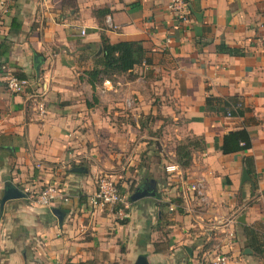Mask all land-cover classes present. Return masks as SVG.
Listing matches in <instances>:
<instances>
[{
	"label": "crops",
	"instance_id": "1",
	"mask_svg": "<svg viewBox=\"0 0 264 264\" xmlns=\"http://www.w3.org/2000/svg\"><path fill=\"white\" fill-rule=\"evenodd\" d=\"M170 1L11 0L7 10L0 7V44H7L0 50V204L7 185L24 192L57 184L70 196L52 207L27 196L6 202L0 264H135L140 255L148 264H194L206 253L227 254L230 264H264L244 229L264 233V0H185L187 20L168 10ZM102 32L113 44L141 42L148 62L92 87L86 72L102 53ZM8 73L24 74L31 87L12 94ZM130 99L139 103L128 111ZM234 100L242 114L228 116L225 104ZM127 114L134 125L113 122ZM142 115L161 126L147 128ZM160 128L164 137L157 138ZM241 128L250 133L251 149L224 155V136ZM128 129L136 134L128 136ZM193 137H204L206 149L184 170L176 147ZM149 145L151 172L159 176L150 181L155 196L131 199V217L122 222L94 209L98 177L115 174L103 169L126 157L123 170L138 167ZM246 157L254 160L253 174ZM165 174L176 187H164ZM180 186L190 199L185 213L174 200ZM56 208L65 214L62 226Z\"/></svg>",
	"mask_w": 264,
	"mask_h": 264
},
{
	"label": "trees",
	"instance_id": "2",
	"mask_svg": "<svg viewBox=\"0 0 264 264\" xmlns=\"http://www.w3.org/2000/svg\"><path fill=\"white\" fill-rule=\"evenodd\" d=\"M0 44V50L6 43L3 40ZM101 55L94 58V67L87 71L89 76V83L94 87V82L98 81L100 77L104 79H112L114 75L131 74L136 66L148 62L146 58V51L141 42H120L113 44L110 42L105 32L101 33ZM5 49V47H4ZM220 51H225L231 55H239L240 52L230 49L219 48ZM2 54V53H1ZM18 77L26 78L24 74H19ZM212 98L207 99L206 110L210 111V104ZM240 105V107H238ZM226 107L231 108V115L242 114V103L238 100L225 104ZM237 108L234 112L232 108ZM252 147V140L247 128H241L226 134L223 138L222 153L230 155L238 152L248 151ZM206 149V141L204 137L188 138L185 141L179 142L176 147V164L182 169H188L192 165L193 155L196 151H204ZM244 167L249 174L254 172V160L250 157L244 159ZM131 201V198H130ZM183 211L180 210V213ZM245 234L248 238L249 246L253 249L255 254L264 261V233L250 227H245ZM155 252H160L157 244H153Z\"/></svg>",
	"mask_w": 264,
	"mask_h": 264
},
{
	"label": "built area",
	"instance_id": "3",
	"mask_svg": "<svg viewBox=\"0 0 264 264\" xmlns=\"http://www.w3.org/2000/svg\"><path fill=\"white\" fill-rule=\"evenodd\" d=\"M11 0H0V7L5 10L8 9ZM168 10L172 14H177L181 19L187 20L190 14L188 5L185 0H171L168 5ZM108 19V23H110ZM86 34V30H82V35ZM3 71H6L5 67H2ZM7 89L12 94H24L31 87V82L27 78H20L16 75L8 73L4 78ZM105 84H110L106 81ZM240 107V105L238 106ZM45 110V105L41 104L40 111L43 114ZM228 116H232L231 112H228ZM119 180L112 176L111 174H102L97 179V188L95 193L90 199L91 206L101 212L109 211L120 217L121 220L128 219L129 216L126 209L129 208V201L127 195L120 189ZM192 191L198 195H201L197 186H193ZM24 193L33 203L39 205L40 207H52L56 203L67 204L70 202V196L66 191L57 184H48L44 186L40 191H34L29 188L24 189ZM190 201L187 195L184 196V202L188 203ZM177 207H179L177 205ZM171 210H175V208ZM190 208L189 206H187ZM194 264H230V258L227 254H204Z\"/></svg>",
	"mask_w": 264,
	"mask_h": 264
},
{
	"label": "rangeland",
	"instance_id": "4",
	"mask_svg": "<svg viewBox=\"0 0 264 264\" xmlns=\"http://www.w3.org/2000/svg\"><path fill=\"white\" fill-rule=\"evenodd\" d=\"M143 86H144V84H143ZM143 90H144V92H147L148 94L151 93V90L148 86L146 89H143ZM136 103H139V101H134V99L128 100L127 104L125 105L126 110L130 111V109H131L130 106H134V105H136ZM116 117H117L116 120H114L113 122L116 123L118 126H120L121 123H129L131 125H134V123H135L134 117L131 114L130 115L127 114L123 118H121L120 115H118ZM152 118H153L152 116L142 115L139 118V120L144 121V123H147V126H146L147 128H150V127L155 128L154 126H161L162 123H156L155 120ZM164 119H165L164 120L165 122H164L163 126H166L167 121H166V118H164ZM162 131H163L162 128H160L158 130V132H160V133H157V135H159L157 138L164 137V135L162 134ZM125 133H128V136L136 134L133 129L130 132H129V129L127 131L125 130ZM144 133H145V135L149 136L150 134L152 135L153 131H152V129H150V130L148 129V131L144 132ZM154 137H156V136H154ZM146 140H149V139H146ZM152 142H154V141H152ZM128 143H129L127 145V150L129 152L128 154L129 155L134 154V148L135 147L133 145L134 144L133 141L131 142L129 140ZM149 148H150V145L147 146L148 151H147V149L143 151V156L141 154H138L137 165H138V167L141 166V167H143V169H145L144 172L141 174H138L135 172L136 168H138L136 165L131 166V167H129V165H127L126 168H124V170L122 169L123 165L127 162L128 157L123 158L124 164H121V166L117 165L116 160H115L116 164L113 167H111L110 169H105V168L103 169L106 171L112 170L113 173H115L112 176H114L115 178H117V180H119L118 183H119L120 189L127 195L128 201H129V205H128L129 208L131 207L130 198L136 193L138 187H140L145 181H147L148 183H151L150 181L153 180L154 177L159 178V176L156 173L151 172V170L153 169L154 162L152 161V157L148 154V152L150 151ZM139 155H141V156H139ZM161 177H162L161 182L164 185V187L173 188V187H176L175 184H178L174 181H169L168 176L166 174L164 175V177L163 176H161ZM168 184H172V185H168ZM180 188H181V186L179 188H176L177 192L179 191L178 192L179 195H177V197H175L174 200H175V203L180 202L181 204H179V205L182 206L184 204V202H183L184 201V195H183ZM160 194H162V192H160ZM179 208H180L179 210L183 211L182 213H185V211L187 209V207H185V206H182ZM117 209L115 210L116 221L122 222L123 220H121L120 217L116 214ZM128 216H129V218L131 217L129 214H128Z\"/></svg>",
	"mask_w": 264,
	"mask_h": 264
},
{
	"label": "water",
	"instance_id": "5",
	"mask_svg": "<svg viewBox=\"0 0 264 264\" xmlns=\"http://www.w3.org/2000/svg\"><path fill=\"white\" fill-rule=\"evenodd\" d=\"M102 52V50L100 49L99 50V54ZM74 172L76 173H88V170L87 168L85 167H76L74 169ZM243 181H245L248 177V172L245 170L244 173H243ZM147 195H152V196H155V193H148L147 191H137L132 197L131 199L132 200H138L144 196H147ZM26 197L25 193L22 192L19 188L15 187V186H12V185H7L6 188H5V191H4V195L2 197V200H1V204H0V209L1 211L4 210V206H5V203L8 202V201H12V200H18V199H24ZM53 214L57 217V219L59 220V224L60 226H62L63 224V221H64V217H65V214L64 212L61 210V209H53ZM241 222H245L244 220V216L241 217ZM135 264H148V260H147V257L145 255H140L136 261Z\"/></svg>",
	"mask_w": 264,
	"mask_h": 264
},
{
	"label": "flooded vegetation",
	"instance_id": "6",
	"mask_svg": "<svg viewBox=\"0 0 264 264\" xmlns=\"http://www.w3.org/2000/svg\"><path fill=\"white\" fill-rule=\"evenodd\" d=\"M137 191H147L148 193H153L154 192V185L152 183H149V184H144L142 187H141V190H137ZM136 191V192H137Z\"/></svg>",
	"mask_w": 264,
	"mask_h": 264
}]
</instances>
